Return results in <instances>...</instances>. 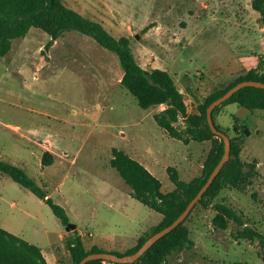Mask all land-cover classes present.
Instances as JSON below:
<instances>
[{"label": "rangeland", "instance_id": "374dc122", "mask_svg": "<svg viewBox=\"0 0 264 264\" xmlns=\"http://www.w3.org/2000/svg\"><path fill=\"white\" fill-rule=\"evenodd\" d=\"M62 2L115 38H129L143 69L166 70L182 90L187 116L198 114L206 95L237 77L230 72L235 63L254 60L264 66V26L251 0ZM49 40L31 28L0 57V159L23 169L65 210L69 224L90 235L83 237L86 249L134 246L161 215L131 197L129 186L109 165L111 149L151 160L147 167L167 193L175 185L166 168L174 167L180 180L191 181L200 175L212 140L184 144L170 137L153 119L165 105L142 109L120 84L116 56L91 38L65 30L47 45ZM186 118L178 117V130L186 128ZM214 118L238 149L240 169L248 178L238 185L226 182L208 208L192 210L184 225L194 246L171 253L165 264H264L259 240L247 232L264 235V110L231 103ZM46 152L52 156L49 165L42 164L49 158ZM215 203L234 210L243 224L227 219L224 229L214 226ZM0 227L71 264L66 241L73 230L1 172ZM111 238L122 244L105 245L103 240Z\"/></svg>", "mask_w": 264, "mask_h": 264}, {"label": "trees", "instance_id": "16d2710c", "mask_svg": "<svg viewBox=\"0 0 264 264\" xmlns=\"http://www.w3.org/2000/svg\"><path fill=\"white\" fill-rule=\"evenodd\" d=\"M251 8L259 14V21L264 26V0H251ZM31 28L40 29L49 35L50 40L47 45L55 41L58 35L65 30L77 31L91 38L100 47L116 56L122 70L120 84L136 98L137 104L142 109L161 104L165 105L163 110L153 115V119L170 137L180 140L184 144H187L189 140H212V148L204 161L200 175L191 181L184 182L180 180L174 167L166 168L170 181L175 185L174 190L167 193L161 191L162 184L160 180L144 165L121 149L115 147L111 149L109 165L129 186L131 197L159 213L161 220L148 234L139 236L135 245L124 252L106 251L95 245L86 249L81 236L75 229L66 241V248L70 255L71 264H78L84 256L90 253L112 252L118 256L132 254L139 249L149 236L171 224L197 194L221 159L223 141L220 136L213 134L209 128L206 120L208 105L239 82L255 80L264 83V66L261 62H258L256 68L249 69L228 84L215 88L203 98L198 106V114L187 116L183 95L166 70L154 68L148 71L143 69L133 55L129 38L124 36L115 38L101 23L66 7L62 0H0V57L9 52L13 40L24 37ZM231 103L247 110H264V89L244 87L213 110V122L216 128L225 134H227L226 131L215 123L214 115L222 106ZM178 117H187L186 128L182 131L174 125ZM231 143L230 140V159L221 168L212 184L192 210L197 205L208 208L215 193L226 182L238 185V183H243L248 178L246 172L244 173L240 169L238 149ZM48 155L47 161L42 158V164L49 165L52 163V156L47 152L44 154V156ZM0 172L43 200L63 226L68 224L69 219L65 210L54 203L48 194L36 185L23 169L0 159ZM247 173L250 175V172ZM212 206L216 211V215L212 219L214 226L224 229L227 219H231L239 225L243 224L236 212L225 204L215 203ZM184 221L158 239L134 263L165 264L171 253L184 248L191 249L194 242L189 237V231L187 226L184 225ZM247 232L250 236L259 240L264 257V235L251 229H247ZM0 264H46V260L38 246L0 227ZM86 264L120 263L91 260Z\"/></svg>", "mask_w": 264, "mask_h": 264}, {"label": "water", "instance_id": "95a60500", "mask_svg": "<svg viewBox=\"0 0 264 264\" xmlns=\"http://www.w3.org/2000/svg\"><path fill=\"white\" fill-rule=\"evenodd\" d=\"M136 38H138V36H136ZM244 87H255V88L264 89V83L260 81H255V80H246V81L239 82L235 84L233 87H231L229 90H227L223 95L213 100L206 108V120H207V123L209 125L211 132L222 138L223 154L219 162L216 164V166L213 168V170L209 174L204 184L201 186V188L197 192V194L189 201L185 209L171 222V224H169L165 228L149 236L143 242V244L139 247V249L132 254L118 256L112 252L90 253L84 256L79 261L78 264H86L88 261H91V260H103V261H108L112 263H120V264L133 263L136 260H138L149 249V247H151L158 239H160L161 237L169 233L171 230H173L175 227H177L180 223H182L185 220V218L188 216L192 208L201 199L202 195L207 191L209 186L212 184L214 178L217 176V174L219 173V171L221 170L225 162L229 159V154H230L229 136L223 133L221 130H218L216 128L213 122V119H212V112L217 106L221 105L224 101L230 98L236 91ZM244 133L247 134L246 129L244 130ZM75 228H76L75 225L69 224V223L65 227L67 231L74 230Z\"/></svg>", "mask_w": 264, "mask_h": 264}, {"label": "crops", "instance_id": "0c3cea01", "mask_svg": "<svg viewBox=\"0 0 264 264\" xmlns=\"http://www.w3.org/2000/svg\"><path fill=\"white\" fill-rule=\"evenodd\" d=\"M209 21H211V20H209ZM258 66V62H256V61H254V60H248V61H246V62H237V64L235 63L231 68H230V72L233 74V75H235V76H240V75H242V74H244L245 72H247L249 69H253V68H256ZM173 78V77H172ZM174 80V79H173ZM174 83H175V85H176V82L174 81ZM176 87H177V85H176ZM178 88V87H177ZM178 90L182 93V90H180L179 88H178ZM183 95V94H182ZM159 107H164V105L163 104H161V105H159ZM128 154V153H127ZM130 156V155H129ZM137 159L139 160H137L138 162H140L142 165H144L147 169H148V167L147 166H152V161L151 160H148L147 158H144V157H142V156H139V157H137ZM136 160V159H135ZM141 160V161H140ZM149 170V169H148ZM75 230H76V232L81 236V238H82V241H83V244H84V246H85V243H84V240H83V237L84 236H89L90 237V235H85L84 233H82V232H80L78 229H77V227L75 228ZM138 232V231H137ZM136 233V232H135ZM121 240L122 239H115V238H111V239H104L103 240V242L105 243V245H110L111 247L112 246H119V245H121L122 244V242H121ZM91 241H92V239H91ZM92 243H94V244H97V243H95L94 241H92ZM128 247H132V244H130V245H127V246H125L124 248H116V251H120V252H122V251H125ZM40 248V247H39ZM101 248V247H100ZM113 248V247H112ZM40 250H41V252H42V254H43V256H44V258H45V260H46V264H62L61 262H60V260L58 259V257L57 256H55L54 254H52L51 253V255L49 254V249H47L46 251H43L41 248H40ZM108 250H114V249H107V251ZM45 252H47V254H48V257L50 258V261L48 260L49 258H47L46 257V255H45ZM67 256H69V252H68V255Z\"/></svg>", "mask_w": 264, "mask_h": 264}, {"label": "built area", "instance_id": "2783aa9c", "mask_svg": "<svg viewBox=\"0 0 264 264\" xmlns=\"http://www.w3.org/2000/svg\"><path fill=\"white\" fill-rule=\"evenodd\" d=\"M127 264H142V263H134V262H133V263H127Z\"/></svg>", "mask_w": 264, "mask_h": 264}]
</instances>
